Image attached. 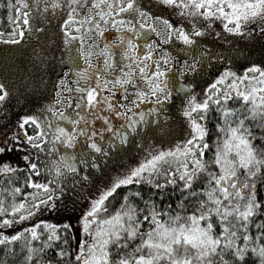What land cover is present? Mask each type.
I'll list each match as a JSON object with an SVG mask.
<instances>
[{
    "label": "snow or ice",
    "instance_id": "6c2138e0",
    "mask_svg": "<svg viewBox=\"0 0 264 264\" xmlns=\"http://www.w3.org/2000/svg\"><path fill=\"white\" fill-rule=\"evenodd\" d=\"M0 10V45L31 41L0 48V108L43 91L50 50L63 72L48 102L0 124V264H264V55L234 70L232 39L264 41V0ZM86 188L75 217L45 218Z\"/></svg>",
    "mask_w": 264,
    "mask_h": 264
},
{
    "label": "trees",
    "instance_id": "16d2710c",
    "mask_svg": "<svg viewBox=\"0 0 264 264\" xmlns=\"http://www.w3.org/2000/svg\"><path fill=\"white\" fill-rule=\"evenodd\" d=\"M2 14H3V12H2V10H0V15H2ZM154 14H161V10L154 9ZM4 23L6 24V21H4ZM232 39H233L234 44L244 43L246 40V39H244V40L240 41L239 37H232ZM246 48L252 49L254 51V54L252 56H247V59H249V60H254V61L258 62L259 59L261 58V56L264 55V41L256 40L254 42H251L250 45L248 44V47H246ZM253 48H255V49H253ZM244 52L246 53L245 50H244ZM244 60H245V55L244 56L240 55V57H239L240 63L237 64V66L234 70L239 71L243 66H246V64L244 63ZM57 64L59 66H61L60 62H58ZM58 65L56 66V68H51L52 69L51 71H48V69L45 68L44 73H43V77H41V75L39 73H37V75H36L37 81H39L41 78L43 79V83L40 85V89H43V91L37 89V90H39V92L38 93L35 92L34 94H31L28 91L27 93L22 94V95H24L23 98H20V96H19L18 98L13 99V101L20 102L19 112H21L23 114H26V113L30 114L31 112H33L34 109H38L42 105H44L46 102H48V100L52 94L51 91L48 92L50 79H52V77H54L58 73V71H59ZM13 79L9 78V83L12 84L14 88H18L19 83L16 81L12 82ZM190 82L194 83L195 81H190ZM21 92H22V90H21ZM41 92H43V93H41ZM169 114L172 118L171 119L172 123H171L170 127L172 129L173 134L176 135L177 132H180V130H182L183 121L181 120L180 116L176 113L174 108H170ZM173 116H175V118ZM5 124H10L11 126H15L14 125L15 123H13V122L5 123ZM77 193H79V189H77ZM69 195L72 197V199L63 201L61 208L52 212L50 215L46 214L45 218H47L49 220L56 221V222H61L63 219H67L69 215H72L73 217H75V213L79 211L80 207L83 204L86 203V201L84 200V197L89 195V193L86 189L85 192L83 193V195L79 196L81 203H78V204L73 203V201L76 199V196L71 194V193H69ZM261 195H264V191L261 192Z\"/></svg>",
    "mask_w": 264,
    "mask_h": 264
},
{
    "label": "rangeland",
    "instance_id": "374dc122",
    "mask_svg": "<svg viewBox=\"0 0 264 264\" xmlns=\"http://www.w3.org/2000/svg\"><path fill=\"white\" fill-rule=\"evenodd\" d=\"M215 27H216L217 30H220L219 25H215ZM50 32H55V29H51ZM109 38H111V37H109ZM33 39H35V38H33ZM211 39H215V37L213 36V37H211ZM241 40H244V39H241L240 38V41ZM257 40H259V39H257ZM40 41H41V43H45L44 37H41L40 38ZM251 42H253V41L245 40L244 43H236L235 44L239 49L242 50V54H241L242 56H244L245 54L247 56H252L254 54V51L252 49H247L246 48V47H248V44L250 45ZM48 43L50 45V49L55 48L56 40L52 36L49 37ZM30 44H31V41L28 40V39H25L19 45L6 46V47L4 45H0V48H7V51H9V52L18 53L17 51H19L20 49H27V48H29ZM253 49H255V48H253ZM244 50L246 51V53L244 52ZM49 59H50V62L46 66V68L48 69V71H51L52 70L51 68H56V66L58 65L57 64L58 62H60V64H61L60 52L59 51H51L50 50V52H49ZM181 61H183L182 58H181ZM62 74H63L62 68H61V66H59L58 73L54 77H52V79H50V84H49L48 92L51 91V93H52V91L54 90L53 89L54 83L58 80L59 76H61ZM14 81L18 82L15 78L13 79L12 82H14ZM29 92L31 94H34L35 92L38 93L39 90L35 89V86H34L32 89H29ZM41 93H43V92H41ZM19 96H20V98H23L24 97V95H22V94L19 95ZM13 99L14 98H10L9 102L4 107L0 108V124H5V123H9V122L16 123L19 115H22L23 114V113L19 112V107H20L19 104H20V102L13 101ZM180 133H181V130H180V132H177L176 135L177 134H180ZM131 151H132L133 154H135V149H132ZM127 158H128V153L125 154V157L123 158V160H122L121 163H123L124 160H126ZM87 187H92V185H88Z\"/></svg>",
    "mask_w": 264,
    "mask_h": 264
},
{
    "label": "flooded vegetation",
    "instance_id": "af4514ba",
    "mask_svg": "<svg viewBox=\"0 0 264 264\" xmlns=\"http://www.w3.org/2000/svg\"><path fill=\"white\" fill-rule=\"evenodd\" d=\"M182 58V60L184 59V57H181ZM182 62V61H181ZM58 67H59V65H58ZM216 71V69L215 68H213L212 69V72H215ZM211 73H209V75H210ZM195 83V82H194ZM201 83H202V81H201ZM197 89L199 90V85H197ZM54 90L52 91V94H51V96H54ZM169 112H170V109H169ZM174 118H175V116H173ZM170 118H171V116H170ZM172 119V118H171ZM134 149V148H133Z\"/></svg>",
    "mask_w": 264,
    "mask_h": 264
}]
</instances>
